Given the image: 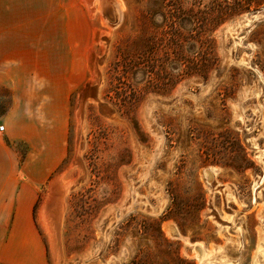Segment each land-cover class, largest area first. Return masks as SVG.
Returning a JSON list of instances; mask_svg holds the SVG:
<instances>
[{"label":"rangeland","instance_id":"rangeland-1","mask_svg":"<svg viewBox=\"0 0 264 264\" xmlns=\"http://www.w3.org/2000/svg\"><path fill=\"white\" fill-rule=\"evenodd\" d=\"M8 3L0 184H42L46 263L264 264V0Z\"/></svg>","mask_w":264,"mask_h":264},{"label":"crops","instance_id":"crops-1","mask_svg":"<svg viewBox=\"0 0 264 264\" xmlns=\"http://www.w3.org/2000/svg\"><path fill=\"white\" fill-rule=\"evenodd\" d=\"M8 2L9 0H0V84L2 85H7L6 79L9 78L6 69L8 62L11 58L17 60V56H13L10 52V30L24 28V25H12L8 21L11 10L15 8L9 6ZM16 7L20 8V6ZM23 109L24 101L15 95L9 115L4 119L6 135L13 132L17 134V139H21L25 134L26 131L20 123L21 116L24 115ZM3 156L9 157L6 153H0V157ZM41 185L0 184V264H47L30 211L31 206L36 203Z\"/></svg>","mask_w":264,"mask_h":264},{"label":"built area","instance_id":"built-area-1","mask_svg":"<svg viewBox=\"0 0 264 264\" xmlns=\"http://www.w3.org/2000/svg\"><path fill=\"white\" fill-rule=\"evenodd\" d=\"M5 131H6L5 124H0V138L3 137Z\"/></svg>","mask_w":264,"mask_h":264},{"label":"bare ground","instance_id":"bare-ground-1","mask_svg":"<svg viewBox=\"0 0 264 264\" xmlns=\"http://www.w3.org/2000/svg\"><path fill=\"white\" fill-rule=\"evenodd\" d=\"M206 173H207V175H208L209 172L207 171ZM196 252H197L198 255H199V259H201L202 256H203L201 248H200V247H196Z\"/></svg>","mask_w":264,"mask_h":264}]
</instances>
